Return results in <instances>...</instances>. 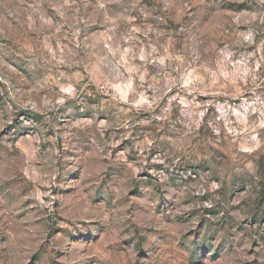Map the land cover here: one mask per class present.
Returning <instances> with one entry per match:
<instances>
[{
    "label": "rangeland",
    "instance_id": "374dc122",
    "mask_svg": "<svg viewBox=\"0 0 264 264\" xmlns=\"http://www.w3.org/2000/svg\"><path fill=\"white\" fill-rule=\"evenodd\" d=\"M0 264H264V0H0Z\"/></svg>",
    "mask_w": 264,
    "mask_h": 264
}]
</instances>
